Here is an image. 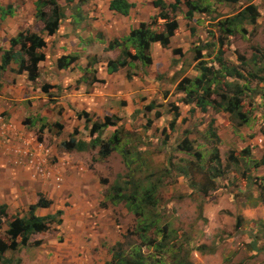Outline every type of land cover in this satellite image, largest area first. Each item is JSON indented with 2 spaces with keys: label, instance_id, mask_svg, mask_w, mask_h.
I'll list each match as a JSON object with an SVG mask.
<instances>
[{
  "label": "crops",
  "instance_id": "crops-1",
  "mask_svg": "<svg viewBox=\"0 0 264 264\" xmlns=\"http://www.w3.org/2000/svg\"><path fill=\"white\" fill-rule=\"evenodd\" d=\"M112 1L59 0L66 18L50 36L44 32V23L37 19V0H0V67L3 54L12 49L11 40L21 32L29 29L43 35L47 42L43 50L46 58L35 82L28 78L27 72H18L19 64L15 61L0 77V205L8 207L9 215L25 216L42 195L52 205L38 209L36 214L46 216L62 209L64 223L59 227H67L64 242L55 236L46 237L47 234L33 235L26 248L5 253L4 257L11 260L9 264H106L111 260V252L107 249L105 254V243L112 247L121 241L116 223L105 217V209L99 208L105 200L104 185L83 164L87 152L94 148L69 151L62 143L73 137L91 142L94 123L115 117L120 119L112 120L117 127L109 128L124 130L127 121L121 116L133 114L134 109L137 114L156 109L155 106L148 109L154 104L149 101L158 97L165 86L157 76L176 67L173 64L180 59L173 48L179 45L177 39L183 33V22L188 23L187 33L194 37L199 13L188 20V9L182 0L177 14L179 31L168 47L160 43L151 45L153 64L144 66L136 60L111 72L110 63L120 58L122 49H111L110 44L124 42L132 31L160 13L156 0H128L135 6L128 16L112 11ZM163 1L167 5L176 2ZM131 44L128 48L135 53ZM18 50L16 47L15 51ZM70 57H75V61L59 68L60 59ZM142 102L149 104L142 108ZM231 128V138L238 137V129L233 124ZM106 130L102 132L104 140ZM219 136L222 144L231 141L220 133ZM43 151L53 161L56 174L63 177L61 185L54 178L45 180L36 176L31 159ZM68 220L72 221V227L66 225Z\"/></svg>",
  "mask_w": 264,
  "mask_h": 264
},
{
  "label": "rangeland",
  "instance_id": "rangeland-1",
  "mask_svg": "<svg viewBox=\"0 0 264 264\" xmlns=\"http://www.w3.org/2000/svg\"><path fill=\"white\" fill-rule=\"evenodd\" d=\"M251 4L260 12L257 24L247 25L244 32L234 36H222L218 30L219 22L234 16ZM211 9L208 13H199V27L194 28V37L187 33L188 23L183 22V33L177 39L179 45L173 48L180 51L178 54L174 51L180 61L174 63L173 66L176 67H170L166 74L160 73L157 76V79L165 84V89L162 87L159 96L149 101L155 104L156 109L142 114L135 113L137 109H134L133 114L121 116L127 121V127H130L125 126L124 132L120 134L125 144L121 149L133 153V165L129 166L131 157L127 154L124 156L121 149L102 159L99 156V148L88 151L83 164L87 170L95 172L104 185V196L112 187L118 183L123 184L126 178L128 180L130 175H134L136 180L151 176L152 182L159 185V203L155 212L160 217L159 229L166 227V231L159 233L158 229L152 228L147 233L148 241L143 240L139 233L140 219L127 209L125 203L112 204L106 199L107 208L101 207L103 201L99 205L100 209H105V217H110L116 223L115 226L121 234L119 238L124 241L128 250L134 245L142 246V251L151 255L159 264H183L185 261L191 264H264V204H256L258 187L249 188L248 181L242 175L245 172L253 178L250 181L257 179L261 182L264 178V164L257 163L264 160V99L260 95L264 84L248 77L252 92L245 97L243 110L252 114L250 126L239 128L238 137L232 138L231 124L239 126L238 121L225 113L203 114L194 110V105L184 103L185 94L177 90L183 79L198 75L196 49L208 43L217 44L218 49L219 42L223 40L220 47L227 62L238 66L246 74L257 71L260 65L255 66L251 60L257 49H264V0H241L237 5L214 3ZM217 49L211 47L202 52V60L216 68ZM149 102H142V108ZM135 105L138 106V103ZM179 110L180 116L173 129L172 122ZM213 116L217 120L218 134L220 133L226 141H231L219 144L222 164L220 170L223 176L216 180L217 188L208 196H203L194 191L190 178L181 176L178 170L183 167L193 169V175L202 182H205L208 175L214 174V171L209 173V168L214 169L217 166L211 161L214 145L209 142L204 144L203 140ZM109 118L117 120L115 117ZM114 129L108 128L104 138L108 139ZM186 132H189L188 137L195 143L196 149L205 155L203 161L176 150L177 145L187 135ZM165 140L168 141V146L163 143ZM247 148L251 150L249 156L241 153ZM138 150L141 158H137L135 153ZM232 153L237 162L239 161L238 166L230 163L228 159ZM241 155L248 158L247 165V159L238 160ZM202 166L204 171L200 170ZM131 168L134 173H130ZM167 168L171 170V174L164 175ZM144 184H147L146 180ZM67 205L69 207L70 203ZM12 216L14 215H11L0 229L2 240H7L6 231ZM93 217L96 218V214ZM68 221L66 225L72 227V221ZM238 222L241 224L240 228H237ZM66 233L67 227L64 226L54 228L45 236H55L59 242H64ZM162 240L168 247L156 248ZM147 242L151 243L150 247L145 246ZM172 244L175 245L174 248ZM110 246L105 243V254ZM203 246L207 248L204 251L200 250Z\"/></svg>",
  "mask_w": 264,
  "mask_h": 264
},
{
  "label": "trees",
  "instance_id": "trees-1",
  "mask_svg": "<svg viewBox=\"0 0 264 264\" xmlns=\"http://www.w3.org/2000/svg\"><path fill=\"white\" fill-rule=\"evenodd\" d=\"M71 2V0H66ZM241 0H185V5L188 9L186 17L188 20H193L195 13H208L212 9L214 3L217 4H234L237 5ZM155 6L160 9L159 15L154 17L148 23H142L140 27L132 31L131 35L124 42H114L110 44V48L120 47L121 56L120 58L110 63L111 72L118 71L121 68H125L131 62L139 60L144 66H150L153 64V58L151 55V45L153 43H160L164 47H168L171 44V39L179 31L180 25L177 20V14L183 3L182 0H176L174 4L167 5L163 0H156ZM37 19L44 23V32L50 36L54 35L60 28L62 21L66 18L65 8L59 4V0H37ZM134 4L130 3L128 0H113L110 4V9L122 15L128 16L131 9L134 8ZM11 8L7 11L11 12ZM260 18V12L254 5H248L239 13L232 17H228L225 20L219 22V32L222 36H234L238 33L244 32L247 25L255 26L258 19ZM163 20V23L159 21ZM132 43V49L135 53L128 48V44ZM220 45L223 44V40ZM12 49L6 51L3 54V62L0 67V77L2 73L7 69L12 61L19 64V73L27 72L28 78L35 82L40 77V64L45 60L46 56L43 50L47 46V42L43 35L32 32L27 29L21 32L15 38L11 40ZM217 49V44H205L202 47L196 49L197 55L196 61L198 62L196 70L198 75L194 78H185L178 84L177 90L185 94L183 99L186 105H194V110H199L203 114L207 113H225L233 117L234 120L240 123L236 126L234 123V129H239L243 126H250V120L252 114L245 112L243 110L245 97L248 93L252 92L250 88L249 76L261 81L264 84V49H257L252 62L256 66L259 64L256 72H247V74L239 69L238 66H234L227 62L223 57L222 47ZM16 47L19 50L16 52ZM214 47L217 49L216 61L218 68L215 66H209L206 61H203L202 52L206 48ZM1 51V49H0ZM175 53H180L179 50H175ZM214 53V52H213ZM212 54V53H210ZM75 57L62 58L60 59L58 65L59 68H66L75 61ZM202 61V62H201ZM128 78H132V74L128 72ZM231 79V80H230ZM1 87V83H0ZM255 92V90H254ZM261 97L264 99V89L261 92ZM155 104L148 107L151 109ZM178 111V108H176ZM180 116V110L176 113L175 120L172 122V127L174 128L176 120ZM120 120L119 118H117ZM216 118L213 116L208 125L207 132L204 134L203 140L204 144L208 142L213 144V150L211 153V161L216 163V167L209 168V173L214 171V174L208 175L205 182L199 181L193 175V169L189 170L187 167L179 168L178 173L181 176H185L187 179L190 178L191 186L198 195L208 196L209 193L215 190L216 180L220 179L222 174V164L221 156L219 151V144H222L221 138L217 132ZM90 122V120H88ZM117 127V123L113 122L110 118H106L103 123H94L91 133L93 139L91 142H86L84 140H77L76 138H70V140L62 143V147L72 151H88L90 148H99V156L102 159L108 158L113 152L121 149L124 146L123 140L120 136L123 129L116 128L108 139L102 138V132L104 129L109 127ZM124 132V131H123ZM184 139L180 141L177 145L176 150L182 151L189 155H193L200 161H203L205 155L194 146V142L188 137L189 132ZM97 135V136H96ZM163 143L168 146V141L165 140ZM201 147L200 145H198ZM197 146V148H198ZM121 152L125 156L129 155L131 158V163L129 164L126 160L127 165H133L134 157L132 152L129 150L121 149ZM137 158H141L140 151L135 152ZM241 153L250 155L251 150L249 148L242 150ZM128 156V157H129ZM242 156V155H241ZM243 160L247 159L245 164L247 165L248 158L245 157ZM230 163L238 166L237 158L232 153L228 157ZM259 164H264V160L257 162ZM257 168V166H256ZM204 171V167L200 168ZM130 173H134V170H130ZM205 173V172H202ZM171 174L170 169H166L165 174ZM243 178H245L248 183L247 186L251 188L252 186H257V197L256 204H264V178L261 182L250 181V176L244 172L242 173ZM147 184H144V181ZM159 185L152 182L151 176L144 179H135L134 175H130L128 180L126 178L123 184L118 183L116 186L112 187L111 191L104 196L105 200L101 203V207L107 208L108 204L106 199H109L112 204L125 203L127 209L134 213L139 219V233L143 240L148 241L149 238L147 233L152 229H158L159 233H164L166 227L159 229L158 224L160 217L155 212L158 207V190ZM253 197L255 196L252 193ZM252 197V196H249ZM254 204V205H256ZM52 202L47 200L42 195L39 196L37 204L31 205L28 214L25 216L14 215L11 218L12 221L8 224V230L6 231V239H0V263L9 264L10 259L4 257L5 253L8 251H18L20 248H26L31 244V238L35 234H46L49 233L54 228L63 225V215L65 211L60 209L54 214L39 216L36 211L40 208L47 209L51 207ZM8 213V207L0 205V229H2L5 222L10 219ZM241 224L238 222L237 228H240ZM125 236H123L124 238ZM166 240V238L164 239ZM37 245L39 242H36ZM145 246H151V243H145ZM154 246V245H153ZM142 246L134 245L130 250L126 248L124 241L117 242L114 246L110 248L111 260L106 264H159L157 260L153 259L151 255L145 254L142 251ZM168 245L162 240L156 248H165ZM175 245L172 244V248ZM207 248L205 246L201 247L200 250L204 251ZM176 250V249H175ZM157 261V262H156ZM182 262L175 263L181 264ZM183 264H191V262H183Z\"/></svg>",
  "mask_w": 264,
  "mask_h": 264
},
{
  "label": "built area",
  "instance_id": "built-area-1",
  "mask_svg": "<svg viewBox=\"0 0 264 264\" xmlns=\"http://www.w3.org/2000/svg\"><path fill=\"white\" fill-rule=\"evenodd\" d=\"M31 162L35 165L37 177H41L45 180L54 178V180H56L57 185H61L63 183V177L61 175L56 174L53 168L55 165L53 161L49 158L47 152L43 151L42 153L33 156Z\"/></svg>",
  "mask_w": 264,
  "mask_h": 264
}]
</instances>
